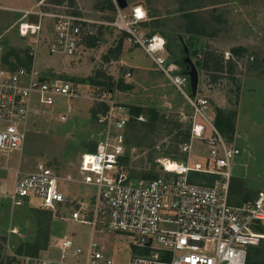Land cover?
Masks as SVG:
<instances>
[{
    "label": "rangeland",
    "instance_id": "obj_1",
    "mask_svg": "<svg viewBox=\"0 0 264 264\" xmlns=\"http://www.w3.org/2000/svg\"><path fill=\"white\" fill-rule=\"evenodd\" d=\"M128 2L129 8L137 3L147 7V31L165 39L164 55L178 66L180 73L189 74V66L184 64L186 58L195 64L198 89L207 96L214 118L222 111L223 117L232 119L234 132L223 136L240 150L231 168L232 200L241 201L264 191V0ZM71 5L82 9L87 18L105 24L97 26L92 46L89 41L77 57L50 56L42 47L36 57L37 68L57 79L71 81L83 91L88 83H100L115 92L116 101L121 96L126 105L141 108L147 114L148 120L134 124L128 134L131 157L126 165L134 177L160 176L156 161L162 158L192 164L205 162L208 149L204 141L194 140L190 152L182 151L181 146L190 137L188 124L181 121L180 113L189 115L190 106L170 79L155 69L143 50L126 43L125 51L118 52L122 37L109 25L115 12L109 0H0V65L8 68L33 65L34 60L31 63L26 53L28 40L18 31L28 11L55 12ZM189 30L197 33H187ZM240 48L245 51L235 53ZM12 51L15 54L4 62L3 57ZM214 55L220 59L224 72L204 68L207 61L212 65ZM52 60L58 65L44 68ZM230 68L232 72L227 73ZM129 71L132 77L126 78ZM129 85L132 90L122 91ZM84 99L60 96L51 109L35 103L39 114L30 117L22 154H0V264L13 263L20 251L40 247L42 252L60 236L74 238L84 248L92 241L99 243L113 264H129L138 254L131 236L94 232L88 226L63 220L60 213L41 210L34 204L12 207L7 200L6 196L12 195L18 168L31 172L38 162L46 161L61 176L80 177L71 164L76 165L83 153L93 150L98 140L95 105ZM63 115L67 116L65 122L60 121ZM192 180L199 184L209 182L199 176H192ZM65 193L70 200H88L94 189L66 183ZM261 230L264 235V226ZM248 263L264 264V238L259 245L249 248Z\"/></svg>",
    "mask_w": 264,
    "mask_h": 264
},
{
    "label": "built area",
    "instance_id": "obj_2",
    "mask_svg": "<svg viewBox=\"0 0 264 264\" xmlns=\"http://www.w3.org/2000/svg\"><path fill=\"white\" fill-rule=\"evenodd\" d=\"M114 5L109 25L124 44L143 50L190 106L189 115L180 113L181 121L190 127V141L181 146L182 151L190 152L194 140L204 141L207 160L192 164L162 158L156 161L163 168L159 177H134L124 161L131 157L128 134L133 122L147 121L145 115L133 114L129 105L114 99L112 90L88 83L83 91L71 81L43 73L35 64L42 47L50 56H79L94 38L97 26L105 23L87 18L76 7L55 12L30 10L18 31L28 40L33 65L17 69L0 65V154H22L30 117L39 114L35 103L51 109L60 96L93 102L98 140L94 150L71 164L79 172L78 179L59 175L46 161L38 162L31 172L16 170L7 200L12 207L34 204L60 213L63 220L94 232L131 236L138 254L129 264H248L249 248L263 238L264 191L239 202L232 200L231 168L240 150L216 129L207 96L199 89L193 95L189 76L164 55L165 39L148 33L146 6L137 3L123 9L116 0ZM31 16L38 17L37 23L30 21ZM131 76L130 71L126 73V78ZM66 120V115L60 117L61 122ZM192 173L213 176L214 181L195 183L190 179ZM66 183L85 185L94 193L88 200H70ZM16 264H113V260L95 241L84 248L74 238L60 236L38 255H17Z\"/></svg>",
    "mask_w": 264,
    "mask_h": 264
},
{
    "label": "trees",
    "instance_id": "obj_3",
    "mask_svg": "<svg viewBox=\"0 0 264 264\" xmlns=\"http://www.w3.org/2000/svg\"><path fill=\"white\" fill-rule=\"evenodd\" d=\"M109 2H110V8H111V10H115V7H114V4H113V1L112 0H109ZM56 4V3H55ZM56 5H60V3H57ZM71 7H74V6H72L71 5ZM187 33H191V34H194V33H197L195 30H189V31H187ZM206 34V33H205ZM196 35H198V34H196ZM204 35V34H203ZM207 35V34H206ZM95 39V37L94 38H92L91 40H90V43H89V46L91 45L92 46V42H93V40ZM123 46H124V39L122 38V40L120 41V43L118 44V47H117V50H118V52L119 53H121L122 54V50H123ZM243 51H245V49H242V48H240V49H237L236 51H235V53H242ZM28 48L26 47V53L28 54ZM15 53L12 51L10 54H7L6 56H4L3 57V61L4 62H8V58L11 56V55H14ZM212 57V56H211ZM15 59L17 60V62H19V63H22L21 62V59L19 58V56H15ZM212 60H213V63H212V65H210V62L209 61H207V62H205L204 63V68L205 69H207V70H209V71H215V72H224L223 70V66H222V64H221V61H220V59L218 58V57H216L215 55L212 57ZM30 62L32 63V58L30 57ZM232 62H229V64H231ZM184 64H186V65H188L187 63H184ZM10 69H17L18 67H16V66H13V65H10V67H9ZM227 73H231L232 72V68H230V70H228V71H226ZM94 80H95V78H94ZM91 84H97V85H101L100 83H94V82H91ZM102 86V85H101ZM132 90V85L130 86H127L125 89H122V91H126V90ZM109 90H111V89H109ZM113 91V90H112ZM131 107V106H130ZM131 110H132V113L133 114H135V115H140V114H143V115H145V117H146V115L147 114H144V112H142L143 110L141 109V108H134L133 109V106L131 107ZM220 112H222V111H219L218 113V115H217V117H216V119H215V127H216V129L223 135V136H225V134L227 133V132H231V133H233L234 132V129H235V125H234V123L232 122V119L231 118H226V117H223L222 116V114L220 113ZM153 115L155 116V117H157V114L156 113H153ZM147 118V117H146ZM148 120V119H147ZM134 124H142V123H135V122H133L132 124H131V126H130V128H132V126L134 125ZM189 127V126H188ZM131 131V130H130ZM188 135H189V137H190V127H189V130H188ZM229 141V140H228ZM129 144V143H128ZM94 150V149H93ZM128 159L129 158H126L124 161H125V163H127L128 162ZM192 176H199V177H204V178H206L209 182L208 183H206L207 185H209L211 182H213L214 181V177L213 176H208V175H204V174H199V173H192L191 175H190V179H191V181H193L192 180ZM157 177H159V176H148V175H144V176H142V177H136V178H145V179H154V178H157ZM194 182V181H193ZM232 181H231V197H232ZM250 198V197H249ZM249 198H247V199H249ZM242 200H246V199H242ZM241 200V201H242ZM237 202H239V201H237ZM262 231V230H261ZM41 248L40 247H38L35 251H27V250H25V251H20L19 252V255H23V254H28V255H38L39 253H40V250ZM7 264H16V260L13 262V263H11V262H8ZM249 264V263H248Z\"/></svg>",
    "mask_w": 264,
    "mask_h": 264
},
{
    "label": "water",
    "instance_id": "obj_4",
    "mask_svg": "<svg viewBox=\"0 0 264 264\" xmlns=\"http://www.w3.org/2000/svg\"><path fill=\"white\" fill-rule=\"evenodd\" d=\"M117 3L119 4V6L123 9L127 8L128 7V3H127V0H116ZM30 21L33 22V23H37L38 21V17L37 16H31L30 17ZM186 51L188 52L187 50V47H185ZM186 63L188 64L189 66V78H190V87H191V92L193 95H196L197 94V91H198V83H199V76H198V71H197V68L195 66V64L191 61L190 58H186ZM161 171L163 170V168L160 169Z\"/></svg>",
    "mask_w": 264,
    "mask_h": 264
},
{
    "label": "crops",
    "instance_id": "obj_5",
    "mask_svg": "<svg viewBox=\"0 0 264 264\" xmlns=\"http://www.w3.org/2000/svg\"><path fill=\"white\" fill-rule=\"evenodd\" d=\"M127 3H128V5H129V2H128V0H127ZM147 8V7H146ZM128 44V43H127ZM125 45V44H124ZM129 45V44H128ZM127 45H125L124 47H126ZM130 47V46H129ZM126 49V48H125ZM125 49H123L124 51H125ZM138 49V48H137ZM138 50H141V49H138ZM123 53V52H122ZM56 56V55H55ZM50 63H49V67L48 66H44V68H48V69H50V66H52V65H56L58 62L56 61V60H52V61H49ZM35 64H36V62H35ZM58 65V64H57ZM153 65V64H152ZM155 65V64H154ZM36 67H37V65H36ZM39 67H42L41 65L39 66ZM53 67V66H52ZM56 67V66H55ZM155 69H156V66H155ZM44 70V69H43ZM132 77V76H131ZM146 77H147V75H146ZM198 87H199V85H198ZM115 92H113V94H114ZM123 99H125V98H123V97H121V96H119L118 97V102H121V103H124V100ZM84 100H86V99H84ZM120 100H123V101H120ZM126 100V99H125ZM186 100V99H185ZM187 102V101H186ZM125 104V103H124ZM187 104H188V102H187ZM94 109H95V107H94ZM87 117V116H86ZM76 240V239H75Z\"/></svg>",
    "mask_w": 264,
    "mask_h": 264
},
{
    "label": "bare ground",
    "instance_id": "obj_6",
    "mask_svg": "<svg viewBox=\"0 0 264 264\" xmlns=\"http://www.w3.org/2000/svg\"><path fill=\"white\" fill-rule=\"evenodd\" d=\"M172 164V162H170L169 164H167V165H171ZM263 238H264V235H263Z\"/></svg>",
    "mask_w": 264,
    "mask_h": 264
}]
</instances>
